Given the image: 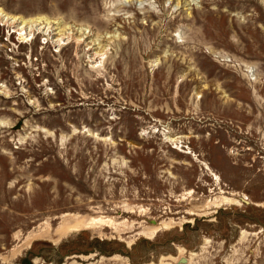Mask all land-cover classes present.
Segmentation results:
<instances>
[{"label": "rangeland", "instance_id": "obj_1", "mask_svg": "<svg viewBox=\"0 0 264 264\" xmlns=\"http://www.w3.org/2000/svg\"><path fill=\"white\" fill-rule=\"evenodd\" d=\"M0 10V264H264V0Z\"/></svg>", "mask_w": 264, "mask_h": 264}, {"label": "bare ground", "instance_id": "obj_2", "mask_svg": "<svg viewBox=\"0 0 264 264\" xmlns=\"http://www.w3.org/2000/svg\"><path fill=\"white\" fill-rule=\"evenodd\" d=\"M0 20L1 21H3V22H5V23H9V24H13L14 26H15V28H17V30L19 31V34L20 35H24L25 37V39H26V37H28V36H30L31 35V31H32V29L33 28H35V29H37V28H39V26H40V24H43L44 22L39 18L38 19V22H39V24H32V22L33 21H31V22H29V20L27 21V20H21V21H19V19L18 18H15V17H13V16H9L8 14H5V12L4 11H2V10H0ZM28 22V23H27ZM30 23V24H29ZM44 27V26H43ZM28 29L30 30L29 31V33H28ZM38 30V29H37ZM45 30V29H44ZM27 33H28V35H27ZM47 33V32H46ZM69 37V36H68ZM59 40V39H58ZM65 41V40H64ZM58 42V41H57ZM59 42H60V40H59ZM60 44H61V42H60ZM63 44V43H62ZM58 45H59V43H58ZM226 200H232V198H228V197H226ZM234 200V199H233ZM243 201H245V200H243ZM247 201V200H246ZM245 201V202H246ZM81 226V223H78V224H76V225H73V226H71V227H69L68 229L69 230H71V229H76V228H79Z\"/></svg>", "mask_w": 264, "mask_h": 264}, {"label": "water", "instance_id": "obj_3", "mask_svg": "<svg viewBox=\"0 0 264 264\" xmlns=\"http://www.w3.org/2000/svg\"><path fill=\"white\" fill-rule=\"evenodd\" d=\"M180 261H181L180 264H186V263H188V261L186 260V258H182Z\"/></svg>", "mask_w": 264, "mask_h": 264}]
</instances>
